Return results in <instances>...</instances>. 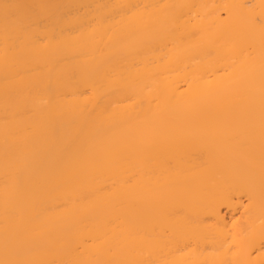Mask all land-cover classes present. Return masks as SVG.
Masks as SVG:
<instances>
[{
  "label": "bare ground",
  "instance_id": "bare-ground-1",
  "mask_svg": "<svg viewBox=\"0 0 264 264\" xmlns=\"http://www.w3.org/2000/svg\"><path fill=\"white\" fill-rule=\"evenodd\" d=\"M0 264H264V0H0Z\"/></svg>",
  "mask_w": 264,
  "mask_h": 264
}]
</instances>
